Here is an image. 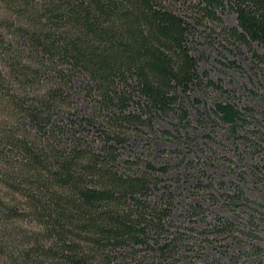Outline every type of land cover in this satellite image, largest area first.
<instances>
[{"label": "trees", "instance_id": "16d2710c", "mask_svg": "<svg viewBox=\"0 0 264 264\" xmlns=\"http://www.w3.org/2000/svg\"><path fill=\"white\" fill-rule=\"evenodd\" d=\"M205 33L264 66L256 50H264V0H0V264L184 258L197 231L172 220L175 197L162 178L172 168L135 144L151 145L152 132L188 137L197 93L215 89L211 122L264 159L263 115L199 70L192 46ZM166 121L173 131L158 129ZM232 189L226 205L247 204L241 187ZM257 229L243 233L254 241ZM238 232L217 217L199 233ZM251 250L259 258L260 248Z\"/></svg>", "mask_w": 264, "mask_h": 264}, {"label": "rangeland", "instance_id": "374dc122", "mask_svg": "<svg viewBox=\"0 0 264 264\" xmlns=\"http://www.w3.org/2000/svg\"><path fill=\"white\" fill-rule=\"evenodd\" d=\"M173 7L178 15L189 18L181 5L174 3ZM223 19L229 28L237 24L233 12H226ZM205 35L208 36L207 33L198 36L192 46L201 74L207 73L216 84L236 92L241 106L247 105L264 117V66L256 67L246 48L228 43L218 33L211 38ZM256 50L264 56L263 49L256 47ZM196 97L200 103L190 111L192 130L188 137L168 139L152 132L151 145L135 144L139 153H147L150 148L155 165L172 168L169 174L162 176L175 197L172 220L182 226L183 231L186 228L197 231L191 235L193 239L184 258L166 264H264V212L258 207V204L264 207V159L244 145L234 143L224 126L211 122L210 110L221 97L217 90L197 93ZM79 106L89 114L87 102L82 101ZM169 123L171 121L160 123L158 129L173 131ZM261 129L264 132V121ZM253 170L259 174H254ZM235 185L241 187L248 202L232 210L226 205L223 194L230 193ZM195 206L203 207L205 214L195 216L189 212ZM250 215L255 219L251 220ZM217 217L234 223L241 230L237 233L239 239H218L199 233L207 224L214 225ZM254 225L258 227V239L251 241L243 230L254 231ZM251 247L260 248L259 258L255 259ZM145 264L160 263L150 259Z\"/></svg>", "mask_w": 264, "mask_h": 264}]
</instances>
